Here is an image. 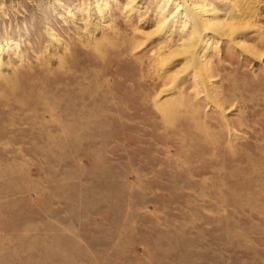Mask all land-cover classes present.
<instances>
[{"label":"rangeland","instance_id":"1","mask_svg":"<svg viewBox=\"0 0 264 264\" xmlns=\"http://www.w3.org/2000/svg\"><path fill=\"white\" fill-rule=\"evenodd\" d=\"M165 2L0 0V264H264V0L197 79Z\"/></svg>","mask_w":264,"mask_h":264},{"label":"bare ground","instance_id":"2","mask_svg":"<svg viewBox=\"0 0 264 264\" xmlns=\"http://www.w3.org/2000/svg\"><path fill=\"white\" fill-rule=\"evenodd\" d=\"M182 1L183 4L179 5L174 14L169 17L166 16L169 2L163 4V12L152 36L166 35V33L170 31V28L175 26L181 21V19H183L182 21L184 23L183 31L181 38L178 41L170 40L169 44H161L158 50L154 53V57L157 59L158 63L163 64L164 62L166 63V61L178 56H188L189 68L186 69L188 73L192 72L195 79L199 77L203 78L204 69L201 62L204 58L202 59L203 56L199 53L202 47L208 45L211 40L216 39L220 42L230 38L232 41H235L236 37H231L235 35L231 30V26H239L244 23L248 11L255 8L258 5L259 0H239L241 2L239 4L237 3V6H229L225 10L211 9L208 5H203L197 8L195 5L192 6V4H187L185 0ZM205 16L213 17V19L204 18ZM219 16H223V18L220 19ZM188 27L192 28L190 33L186 32ZM10 43L12 45L14 44L12 41ZM236 43L244 53L247 54L249 52L247 47L240 42L236 41ZM6 45L8 46L9 42H7ZM17 49L18 48H16V50ZM188 73L185 71L183 76H186ZM173 88V86H170L167 88V91Z\"/></svg>","mask_w":264,"mask_h":264}]
</instances>
